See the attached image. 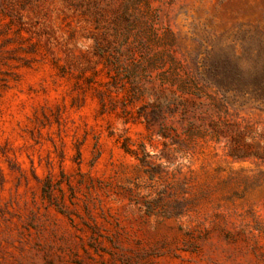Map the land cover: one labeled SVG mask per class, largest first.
I'll use <instances>...</instances> for the list:
<instances>
[{"label":"rangeland","instance_id":"rangeland-1","mask_svg":"<svg viewBox=\"0 0 264 264\" xmlns=\"http://www.w3.org/2000/svg\"><path fill=\"white\" fill-rule=\"evenodd\" d=\"M245 29L264 0H0V264H264V102L159 68Z\"/></svg>","mask_w":264,"mask_h":264},{"label":"trees","instance_id":"trees-1","mask_svg":"<svg viewBox=\"0 0 264 264\" xmlns=\"http://www.w3.org/2000/svg\"><path fill=\"white\" fill-rule=\"evenodd\" d=\"M168 30V28H166ZM173 40L169 44L173 45ZM234 46L221 48L219 53L208 55L201 64L187 62L188 77L181 78L176 66L171 65L168 69L164 66L166 61L160 58V73L163 84L169 83L173 86L176 81L182 79L185 93L196 98L204 97L214 106L216 114L223 121L232 114L228 106L227 98L240 96L246 100L264 102V32L259 29L253 32L245 29L235 35ZM238 44V45H237ZM230 47V48H229ZM228 48V50H227ZM171 64L176 56L172 48L167 50ZM178 64H180L178 62ZM179 77V78H178ZM220 129V128H218ZM204 129L220 136L221 129Z\"/></svg>","mask_w":264,"mask_h":264}]
</instances>
